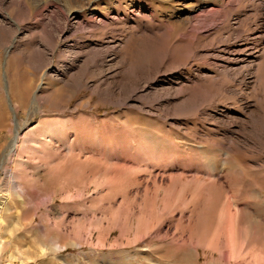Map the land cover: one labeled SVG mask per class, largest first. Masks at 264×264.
I'll list each match as a JSON object with an SVG mask.
<instances>
[{"label": "rangeland", "instance_id": "374dc122", "mask_svg": "<svg viewBox=\"0 0 264 264\" xmlns=\"http://www.w3.org/2000/svg\"><path fill=\"white\" fill-rule=\"evenodd\" d=\"M0 216V264H264V0H0Z\"/></svg>", "mask_w": 264, "mask_h": 264}, {"label": "bare ground", "instance_id": "6f19581e", "mask_svg": "<svg viewBox=\"0 0 264 264\" xmlns=\"http://www.w3.org/2000/svg\"><path fill=\"white\" fill-rule=\"evenodd\" d=\"M234 1V0H233ZM60 134V136L62 137V138H65V135L64 134H66V132H64V129H59L58 131H57V135H59ZM59 140H61V139H59ZM31 141H33V139L31 140ZM62 141V140H61ZM12 147L13 146H15V141H13L12 142V145H11ZM40 147H41V149H43L46 153H47V155L49 156V158H50V155H51V151H49V150H47V149H44L43 148V145H42V143L40 144ZM42 151V150H41ZM49 151V152H48ZM13 176L15 177V179H17V177H19L18 176V174L16 173V174H13ZM16 187V186H15ZM18 189H19V187H17ZM15 194H16V192H15ZM3 204V203H2ZM3 207H4V204H3ZM0 221H1V216H0ZM141 224V223H140ZM139 227H141V226H139ZM139 233H140V230L138 229V231H137V235L135 236L136 238H137V236L139 235ZM28 258V257H27ZM21 259H25V256H24V258L22 257Z\"/></svg>", "mask_w": 264, "mask_h": 264}]
</instances>
